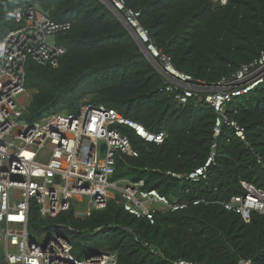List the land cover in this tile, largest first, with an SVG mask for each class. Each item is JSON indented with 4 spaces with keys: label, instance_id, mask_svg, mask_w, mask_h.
<instances>
[{
    "label": "trees",
    "instance_id": "trees-1",
    "mask_svg": "<svg viewBox=\"0 0 264 264\" xmlns=\"http://www.w3.org/2000/svg\"><path fill=\"white\" fill-rule=\"evenodd\" d=\"M141 11L140 21L155 45L175 67L196 80L214 83L259 58L264 51V0H125ZM37 6L57 22H71L57 41L66 47L58 67L33 59L26 64V86L33 90L25 118L35 122L52 113L77 111L82 103L105 105L168 137L158 145L119 125L138 156L117 155L113 180H144L170 199L188 202L177 211L159 210L154 223L116 202L80 216L72 208L56 218L42 219L31 201L32 232L66 229L74 253L113 251L118 264H264V214H242L224 203L245 195L243 181L264 190V83L227 106V113L245 128L246 140L223 125L217 156L208 178L189 182L185 175L203 165L214 141L217 113L208 104L184 105L165 90V78L152 65L126 26L100 0H0V37L19 24L16 10ZM11 14V15H10ZM258 156L262 161H258ZM199 198V204L193 200ZM49 229H44V226ZM68 231L72 235L68 234ZM160 252L154 254L151 248Z\"/></svg>",
    "mask_w": 264,
    "mask_h": 264
},
{
    "label": "built area",
    "instance_id": "built-area-1",
    "mask_svg": "<svg viewBox=\"0 0 264 264\" xmlns=\"http://www.w3.org/2000/svg\"><path fill=\"white\" fill-rule=\"evenodd\" d=\"M100 1L126 26L138 45H145L146 52L142 51L152 65L156 68L151 59L162 65V71L156 69L165 78V90L181 104L192 101L215 109L214 141L205 163L183 176L177 175L193 183L206 180L216 161L223 125L232 127L240 139L246 140L245 128L229 117L227 106L235 97L264 83V51L256 60L217 82H201L177 69L172 58L155 45L141 24V11L127 7L125 0ZM211 1L221 6L229 2ZM15 20L19 27L0 37V264H118L116 252L95 251L79 257L67 236L32 232L31 201L38 202L42 219L56 218L72 208L80 216H89L94 209L107 207L114 196L111 191L120 194L115 197L116 202L126 211L145 216L151 223L159 210L184 209L188 202L170 199L157 189H145L144 180H113L119 153L138 156L119 125L158 145L164 143L168 134L152 132L102 104L82 103L74 112H57L39 121H27L25 112L33 90L26 86V64L33 59L42 65L58 67L67 49L58 43L56 36L71 29L72 24L57 22L31 4L20 6ZM258 161H262L260 156ZM243 186L247 193L233 196L224 206L249 221L252 211L264 214V190L246 181ZM86 201L88 206L83 209ZM201 201L205 200L196 198L193 203ZM54 226L72 230L63 223ZM146 245L154 254L160 252L149 243ZM177 264L196 263L179 260ZM239 264H251V260H241Z\"/></svg>",
    "mask_w": 264,
    "mask_h": 264
},
{
    "label": "rangeland",
    "instance_id": "rangeland-1",
    "mask_svg": "<svg viewBox=\"0 0 264 264\" xmlns=\"http://www.w3.org/2000/svg\"><path fill=\"white\" fill-rule=\"evenodd\" d=\"M111 193H113V194H114V192H112V191H111ZM156 205H157L158 207H160V206H161V204H159V203H158V204H156ZM87 206H88V202L86 201V203H85V204H84V206H83V209H86V208H87ZM81 209H82V208H81ZM65 231L67 232V230H66V229L49 230V232H50V233H57V234H60V235H63V233H64ZM68 234H69V235H72V233H71V232H69V231H68ZM63 236H65V235H63ZM74 254H75V253H74ZM75 255H76V256H78L77 254H75Z\"/></svg>",
    "mask_w": 264,
    "mask_h": 264
},
{
    "label": "water",
    "instance_id": "water-1",
    "mask_svg": "<svg viewBox=\"0 0 264 264\" xmlns=\"http://www.w3.org/2000/svg\"><path fill=\"white\" fill-rule=\"evenodd\" d=\"M139 45H140L141 49L143 51H145L144 50L145 49V45L144 44H141V43H139ZM151 61L153 62V64L156 66L157 69H159V70L162 71V65L156 59H151ZM102 148H103V154H104L105 148H106V145L104 143L102 144Z\"/></svg>",
    "mask_w": 264,
    "mask_h": 264
},
{
    "label": "clouds",
    "instance_id": "clouds-1",
    "mask_svg": "<svg viewBox=\"0 0 264 264\" xmlns=\"http://www.w3.org/2000/svg\"><path fill=\"white\" fill-rule=\"evenodd\" d=\"M11 15V14H10ZM17 15H18V13H17Z\"/></svg>",
    "mask_w": 264,
    "mask_h": 264
},
{
    "label": "crops",
    "instance_id": "crops-1",
    "mask_svg": "<svg viewBox=\"0 0 264 264\" xmlns=\"http://www.w3.org/2000/svg\"><path fill=\"white\" fill-rule=\"evenodd\" d=\"M115 194V193H114Z\"/></svg>",
    "mask_w": 264,
    "mask_h": 264
}]
</instances>
